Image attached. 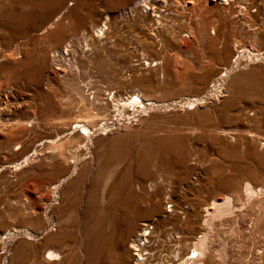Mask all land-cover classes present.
Here are the masks:
<instances>
[{
  "label": "rangeland",
  "instance_id": "1",
  "mask_svg": "<svg viewBox=\"0 0 264 264\" xmlns=\"http://www.w3.org/2000/svg\"><path fill=\"white\" fill-rule=\"evenodd\" d=\"M132 1L0 0V119L22 123L0 130V264H42L40 258L46 244L60 250L63 264H120L121 257L126 259L125 228L111 233L109 218H105L101 233L108 238L106 245L84 256L86 227L81 231V226L94 216L82 214L83 205H91L94 200L100 211L105 189L121 174L128 176L131 186L140 183L141 190L136 192L145 213L149 212L148 202L142 198L156 193L155 210L136 215L137 227L143 222L152 225L157 218L155 215L163 212V204L173 189L172 200L178 203V212L186 206L197 208L201 200L219 195L224 184L241 186L248 181L253 186H264V153L259 145L264 137V72L259 80L242 82L233 96L227 84L219 95L214 93L212 84L235 57L236 40L247 49L251 39L242 36L234 27L232 8L224 12L220 4L213 7L206 3L197 10L184 11L193 31L185 37L186 43L175 40L155 47L158 54L174 55L177 74L182 75L184 81L178 79L176 82L172 75L162 78L156 69L151 81L136 83L134 76L150 75L155 67H146L141 59L135 61L138 53L132 47L136 56L125 55L119 62L136 71L133 74L115 66L124 78L119 88L124 92L132 87L143 91L145 88L149 97L160 102L154 108L150 106L146 113L141 112L140 120L135 116L115 123L109 121L106 129L110 130L95 137L91 151L78 163L75 173L57 183L67 176V169L64 170L66 167L57 159H44L45 141L54 135L46 125L48 113L44 107L50 96L45 83L52 71L61 72L53 74L59 78L62 74L71 75L72 68L67 60L53 57L52 46L59 43L57 48L61 49L67 44V40L63 42L64 35L77 33L81 22L89 28L90 20L104 17L105 13L125 10L124 17L131 19L127 8ZM258 4L260 17L256 16L253 24L263 31L264 0H259ZM253 9L255 7L250 11ZM57 15H60L59 20L47 29ZM257 21L259 24H255ZM198 24H203L206 31L203 41L196 35ZM257 39L253 46L262 52L264 41ZM15 48L19 57L12 55ZM146 53L149 59L155 57L152 52ZM244 63L246 66L241 65L239 71L264 65L258 60ZM183 97H190L192 102L197 97L203 99L193 104L178 103ZM149 115L151 117L146 118ZM29 120L32 126H27ZM223 129L233 133L223 135L220 132ZM248 131L262 137L251 136ZM35 148L38 157L13 172L12 165L32 154ZM100 160H105L106 171L100 174L95 192L87 199L85 191L94 179ZM140 161L148 164L151 171L150 179L155 182L152 191L146 186L148 178L132 177ZM107 174L111 177L104 187ZM55 183L56 188H53ZM111 197L114 204L120 201V198ZM170 203H166V210ZM233 214L214 220L212 229L216 231H209V239L214 242L211 251L216 258L208 264H221V261L236 264L242 257L245 264H264V196L244 211ZM218 220H222V225ZM10 229L12 234L4 238L6 230ZM58 230L60 242L55 245L56 236L53 238L49 234L58 233Z\"/></svg>",
  "mask_w": 264,
  "mask_h": 264
},
{
  "label": "bare ground",
  "instance_id": "2",
  "mask_svg": "<svg viewBox=\"0 0 264 264\" xmlns=\"http://www.w3.org/2000/svg\"><path fill=\"white\" fill-rule=\"evenodd\" d=\"M201 1L133 0L131 6L127 8L131 14V19L127 20L124 17L123 12L125 10L123 12L117 10L115 13H105L104 17L90 20L89 28H86L85 23L81 22L77 33L72 32L64 35L63 42L67 40V44L61 49L57 48L59 43L52 46L53 57L56 56L57 59L63 61L67 60V65L72 68L71 75H69L70 73L68 75L62 74L59 78L54 77L53 74L58 75L61 72L52 71L47 77L46 83L44 82L50 96L44 110L46 114L51 115L47 114L46 125L54 131L53 137L45 141L44 153L46 155H44V159H57L58 163L66 167L64 170L67 169V176L61 178L57 183L64 182L69 175L75 173L78 163L80 164L86 158L85 155L89 153V150L91 151V145L94 144L95 137L109 129H106L109 126V121L115 123L126 118L139 117L141 112L148 111L150 106L154 108L153 106L160 102L149 97V91L145 88L143 91L140 88L132 87L127 91L128 93L119 88L124 78L115 66L119 65L122 70L125 69V71L133 74L136 71L131 66L126 67L120 64V59H124L125 55L128 54H132L131 57L136 56L134 55L136 50L138 58L135 61L141 59V63L145 64L146 67H155L151 70L150 75L134 76L135 82L139 84L151 81L156 69L159 70L162 78L165 75H172L173 80L176 82L179 81L178 79L180 81L184 79L182 75L177 74V63L174 55L172 56L168 52L158 54L155 50L156 45L161 46L168 41L176 40L181 44L186 43L185 37H189L193 31L189 25V16L184 15V11L197 10L203 3L213 7L220 4V8L224 12L232 8L230 14L234 18V27L240 33L242 32V36L251 39V45L247 49L242 47L239 40H236L233 45L234 50H236L235 57L230 66L224 68L223 72L216 78V82L212 84L214 93L219 95L221 89L227 84L230 96H233L242 82L261 78L264 65L259 66L260 68L254 66L239 71L240 68L246 66V63H244L246 60L248 62L258 60L264 64V51L260 52L253 46V41L257 38L264 41V30L259 31L257 25L254 26L253 24L256 16H259L257 14L260 10L259 0ZM254 7L255 9L250 11ZM254 11L257 15L252 14ZM59 17L60 15H57L56 19L46 26L47 29L48 26L59 20ZM259 20L261 24L262 20L260 18ZM257 23L258 21L255 24ZM203 24L202 26L198 24L199 26L196 29V35L200 41L206 38ZM211 29H213V26H211ZM132 47L134 51H131ZM146 52H152L155 57L149 59ZM12 55L19 57L17 49ZM156 55L158 56L156 57ZM244 57L248 59H244ZM241 65L243 66L241 67ZM4 99L5 97L1 99L2 102H4ZM179 99L178 103L183 101V104H193L202 100L203 97L194 98L193 102L190 97ZM150 117L151 115L146 118ZM33 119L35 120V117ZM29 122L31 121L26 122L27 126H32ZM20 123L19 120L2 118L0 119V130H7ZM220 132L223 135L233 133L229 129H223ZM248 134L251 136L257 135L259 139L262 137L261 134H255L251 131H248ZM259 145L260 150L264 153V137L262 141H259ZM36 153L35 148L32 151V154H34L32 157L30 156L32 154L27 155L21 161L14 163L12 167L10 165L12 171L20 170L28 161L37 158ZM144 163L142 161L137 163L132 177H136L137 180L138 178H148L146 186L148 190L152 191L155 182L150 179L151 171L147 167L148 164ZM105 169V160H100V164L96 166L94 179L89 185L88 191H85L84 196L87 199L92 197V193L95 192L98 185L100 174ZM110 177L111 175L107 174L104 187H106ZM133 186L128 182V176L121 174L105 189V194L102 197L104 205H102L100 211H97L94 200H92L91 205H83L82 214L94 215L90 221L83 223L81 226V231L86 227V233L83 236L86 239L83 244L84 256L89 254V251L95 253L106 245L108 238L102 235L101 230L102 221L109 218L111 233L122 228H125L126 231L124 236V243L127 247L126 259L123 258L124 256L121 257L120 264H208L214 260V257L216 258V254L211 251V243L214 244V242H210L209 239V231L213 228L214 220L227 214H233L236 211H244L257 198L260 199L264 196V186H253L248 181H245L241 186L234 183L224 184L220 188L222 192L219 195H214L210 200L207 198L201 200L197 208L186 206L185 209L180 208L177 212L178 203L175 204L172 200L175 194V189H173L168 195V200L163 204V212L155 215L157 218L152 222V225L143 222L142 226L137 227L136 215H145L155 210L156 193H148L145 198H142L148 202L147 211L149 212L145 213L143 208H140L142 200L137 193L141 190L140 183L135 182ZM53 188H56V183ZM111 195L120 198V201L114 204L113 198H110ZM161 200H163V197ZM169 202H171L169 209L166 210V203ZM204 212H206L205 215H203ZM178 214H182V217ZM212 231L216 230L212 229ZM12 232L11 229L6 230L4 238L10 236ZM24 233H27L26 230ZM59 233L60 231L49 234L53 238L56 236L54 238L55 245L60 242V238L57 237ZM94 255L96 258L99 257V255ZM40 261L42 264H63L60 250L50 244H46ZM244 262L243 257L236 260V264H245ZM221 264H223V261H221Z\"/></svg>",
  "mask_w": 264,
  "mask_h": 264
}]
</instances>
